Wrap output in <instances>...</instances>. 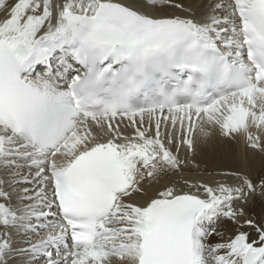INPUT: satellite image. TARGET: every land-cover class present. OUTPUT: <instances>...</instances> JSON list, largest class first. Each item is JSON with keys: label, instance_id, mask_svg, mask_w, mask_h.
<instances>
[{"label": "snow or ice", "instance_id": "obj_1", "mask_svg": "<svg viewBox=\"0 0 264 264\" xmlns=\"http://www.w3.org/2000/svg\"><path fill=\"white\" fill-rule=\"evenodd\" d=\"M42 262L264 264V0H0V264Z\"/></svg>", "mask_w": 264, "mask_h": 264}, {"label": "bare ground", "instance_id": "obj_2", "mask_svg": "<svg viewBox=\"0 0 264 264\" xmlns=\"http://www.w3.org/2000/svg\"><path fill=\"white\" fill-rule=\"evenodd\" d=\"M183 155V153H182ZM261 159L262 154L255 153L253 156L252 162V174L258 175L261 171ZM198 162L201 164V169H197L194 166H189L183 172L184 178H195L202 176V170L206 167L208 171L216 172V171H226L228 169H236L239 167L238 161L233 158L223 159V160H209L204 156H198ZM204 179H207V176H203ZM217 179H221V177H216ZM229 182H231L229 180ZM258 203V201H257ZM257 203L253 204L252 201H249L248 205L245 207V210L248 212L249 216L252 218V215L255 218H258L261 214V207L257 206ZM228 233H226L227 237Z\"/></svg>", "mask_w": 264, "mask_h": 264}, {"label": "rangeland", "instance_id": "obj_3", "mask_svg": "<svg viewBox=\"0 0 264 264\" xmlns=\"http://www.w3.org/2000/svg\"><path fill=\"white\" fill-rule=\"evenodd\" d=\"M257 206L258 207H260V204H259V202L257 203ZM261 212V211H260ZM261 215V214H260ZM252 218H255V216L254 215H252Z\"/></svg>", "mask_w": 264, "mask_h": 264}]
</instances>
